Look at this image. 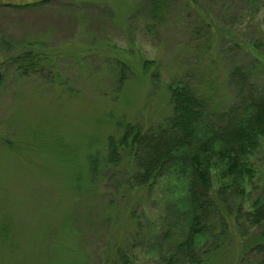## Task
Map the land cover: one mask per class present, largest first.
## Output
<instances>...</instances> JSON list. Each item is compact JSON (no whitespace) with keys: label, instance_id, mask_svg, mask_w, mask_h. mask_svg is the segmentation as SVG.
Returning a JSON list of instances; mask_svg holds the SVG:
<instances>
[{"label":"rangeland","instance_id":"374dc122","mask_svg":"<svg viewBox=\"0 0 264 264\" xmlns=\"http://www.w3.org/2000/svg\"><path fill=\"white\" fill-rule=\"evenodd\" d=\"M173 3L166 25L150 33L145 0H0V264H158L170 255L162 194L129 192L122 168L104 172L107 137L119 119L147 127L165 115L168 85L184 75L218 107L233 100L234 44L218 38L211 56L190 48L186 26L204 7L229 33L248 19L264 30V0ZM31 45L54 57L44 76L23 77L10 62ZM145 60L159 77L144 72ZM120 68L127 79L117 95ZM254 160L260 172L238 200L246 209L248 199L264 202V150ZM237 203L229 230L201 239L193 258L181 252L179 264H264V222H236Z\"/></svg>","mask_w":264,"mask_h":264},{"label":"trees","instance_id":"16d2710c","mask_svg":"<svg viewBox=\"0 0 264 264\" xmlns=\"http://www.w3.org/2000/svg\"><path fill=\"white\" fill-rule=\"evenodd\" d=\"M173 2L145 0L148 17L144 26L148 32L162 30L175 10ZM251 20L241 21L232 34L214 12L204 7L186 26L190 48L201 55L211 56L218 38L231 41L238 49L241 57L228 66L226 73L233 95L229 104L218 107L211 95L184 75L168 85L165 115L147 127L119 119L114 122L118 134L107 137L104 172L122 168L129 192L145 190L152 196L161 193L160 200L167 204L168 213L161 222L167 228L162 230L165 239L161 245L168 243L171 249L168 258H159L158 264H179L181 252L193 258L201 239H209L218 229L224 235L231 227L232 199L238 202L236 222L243 219L252 226L264 222V202L259 197L248 199V209L244 201L239 202L260 172L254 159L264 150V83L259 82L256 71H264V30ZM42 49L31 45L11 57L10 62L23 77L44 76L45 69L56 63ZM225 53L220 46L218 54ZM152 62L145 60L143 69L157 78L158 69L151 70ZM126 74L124 68L119 69L117 95ZM52 75L58 81V72ZM90 160L91 179L95 181L98 158L92 155ZM261 234L264 236V230ZM120 251L118 257L124 262L126 253Z\"/></svg>","mask_w":264,"mask_h":264},{"label":"water","instance_id":"95a60500","mask_svg":"<svg viewBox=\"0 0 264 264\" xmlns=\"http://www.w3.org/2000/svg\"><path fill=\"white\" fill-rule=\"evenodd\" d=\"M1 76H2V74H1V69H0V80H1Z\"/></svg>","mask_w":264,"mask_h":264}]
</instances>
